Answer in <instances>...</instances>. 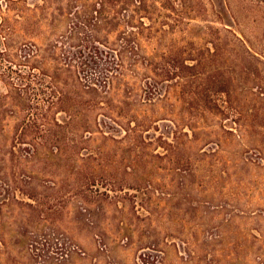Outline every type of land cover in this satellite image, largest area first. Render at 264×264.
<instances>
[{
	"label": "rangeland",
	"instance_id": "obj_1",
	"mask_svg": "<svg viewBox=\"0 0 264 264\" xmlns=\"http://www.w3.org/2000/svg\"><path fill=\"white\" fill-rule=\"evenodd\" d=\"M70 1L84 11L92 0ZM144 1L148 9L136 15V23H146H139L141 54L113 56L117 75L104 86L108 93L90 102L93 110L75 104L80 113L76 106L69 113L55 103L34 113L44 123L89 117L93 140L85 155L105 141L120 144L105 136L120 139L124 127L143 135L139 150L122 142L120 161H92V203L71 183L60 187L66 166L33 156L35 146L44 157L52 145L37 139L44 131L19 132L20 119L31 113L16 104L0 108V264H264V0H226L225 16L217 0ZM66 3L0 0L12 28L13 68L28 46L39 68L55 65L51 43L69 29ZM210 25L225 42L216 55L207 51L219 40ZM222 85L230 94L218 91ZM8 90L0 78V93ZM49 90L32 93L51 102L43 93ZM70 153L64 149L63 160L72 171ZM109 176L124 190L108 197L99 189L110 187Z\"/></svg>",
	"mask_w": 264,
	"mask_h": 264
},
{
	"label": "trees",
	"instance_id": "obj_2",
	"mask_svg": "<svg viewBox=\"0 0 264 264\" xmlns=\"http://www.w3.org/2000/svg\"><path fill=\"white\" fill-rule=\"evenodd\" d=\"M217 1L222 6L221 14L224 16L229 14L226 0ZM71 2L68 0V3H66V9L69 10V16H71L69 29L53 39L51 43V50L56 55L53 60L55 65L51 69L44 66L39 68V65L34 63L36 54H32L29 50L31 46L19 49L18 54L20 56L17 55L16 60L19 59L20 62L16 61V64L20 68H13V53H11V47L7 45L12 28L5 24L8 18L0 15L2 18L0 22V78L9 87L7 93H0V108H6L9 104H16L21 113H31L29 116L25 114L20 119L19 127L21 125V129L19 132L23 133V136H28L44 131L38 135L36 134L37 139L41 138L43 143L48 142L52 145L49 148L50 151H47L50 153L46 152L43 155L44 157H41L40 147L35 146L34 150L31 151L34 154L33 156L39 158L40 163L45 165L59 164L57 169L66 166L68 175L66 178L62 177L60 187L69 182L78 188L81 194L86 192L87 195H82V199L87 203H92L93 199L89 197V194L90 192H97L95 186H98L96 179L92 183L89 182L91 174L97 171L95 169L96 165H92V161L99 160L102 163L110 162L111 159L120 161L117 151H119V148L123 149L122 142L129 143L130 149L139 150L141 146H144L143 143H146L143 135H139V131L132 126L124 127L126 135L120 139L105 136L108 142L109 139H113L120 144L111 147L105 141L103 147L97 148L98 153L85 155L83 150L91 148L93 140L91 136L87 135L89 125H87L88 123L85 124L88 122H85V120L89 117L77 114L72 115L67 121H60V119L54 117L44 123L45 117L35 116L34 113H44V110L48 113L47 111L54 109L53 104L55 103L62 106L61 111L64 110L69 113H73L72 109L77 104L80 105L82 110L92 111L93 108L90 102L105 96L104 94H107L108 90L104 89V86H107L113 75H117L114 70H111V64H115L116 58L119 60L122 57V61H124L126 56L133 58L141 54L142 37L140 36V28L141 25L144 26L146 23L142 17L138 19L141 25L136 23V15L142 9H148L149 4L145 5L147 1L144 0H121V2L120 0H92L84 7V11H81L77 10V4ZM197 14L201 15L202 13ZM225 22L231 26L233 25L231 20ZM213 28V26H209L210 30ZM212 33L219 34L217 37L219 40L212 41L213 46L208 47L207 51L216 55L218 49L225 47V42L221 37L219 28H215V31L213 29ZM238 38V42H241L244 37L238 36ZM219 41H221V46ZM245 42L244 44H246ZM113 56H116V58L114 59ZM196 66L194 64L187 65L188 68L192 69H195ZM69 80L72 81L73 89H67L65 86L62 88L61 85L68 84ZM24 81L26 83L23 84ZM225 81L223 79V83ZM225 87V85H222L218 91L223 94L225 92L230 94V91ZM45 88L50 89L43 93L49 96L52 103L47 96V99L42 97L43 95L40 92L32 93L36 89L41 91ZM3 99L6 102L2 103ZM81 100L85 101L86 104L83 105ZM222 100L223 103L228 101L224 98ZM67 104H70L68 108L66 107ZM218 108L221 109V104ZM81 109L77 111L76 106L74 113H80ZM84 124L87 126L86 129L83 126ZM42 126L44 128L40 129ZM19 132L17 131L16 134ZM66 148L71 149L68 158L74 160L72 171H69L67 163L63 160L64 156L66 157V155H63V151ZM11 153L15 154L14 147H12ZM45 165L44 168H49ZM111 166L113 168V163ZM112 168L104 167L102 174L106 173L108 175L107 172H111ZM127 170H129L128 168L126 172H129ZM54 173L56 174V172ZM34 178L37 179V177ZM104 180L107 181L106 185L110 187H106L103 191L99 189L102 195L109 197L110 191L124 190L121 187L122 185H116L117 181L110 180V176L105 177ZM142 182L140 180V185H142ZM57 191L60 192L59 189Z\"/></svg>",
	"mask_w": 264,
	"mask_h": 264
}]
</instances>
